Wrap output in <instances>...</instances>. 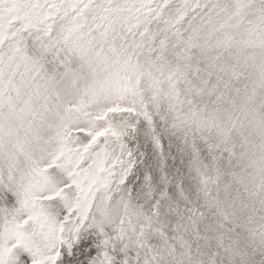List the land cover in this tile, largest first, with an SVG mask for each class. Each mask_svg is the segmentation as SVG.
<instances>
[{
	"label": "snow or ice",
	"instance_id": "snow-or-ice-1",
	"mask_svg": "<svg viewBox=\"0 0 264 264\" xmlns=\"http://www.w3.org/2000/svg\"><path fill=\"white\" fill-rule=\"evenodd\" d=\"M0 264H264V0H0Z\"/></svg>",
	"mask_w": 264,
	"mask_h": 264
}]
</instances>
